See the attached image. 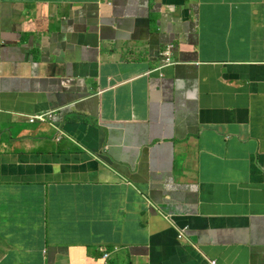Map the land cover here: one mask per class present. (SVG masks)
<instances>
[{"label":"crops","instance_id":"obj_1","mask_svg":"<svg viewBox=\"0 0 264 264\" xmlns=\"http://www.w3.org/2000/svg\"><path fill=\"white\" fill-rule=\"evenodd\" d=\"M212 261L264 264V0H0V264Z\"/></svg>","mask_w":264,"mask_h":264},{"label":"built area","instance_id":"obj_2","mask_svg":"<svg viewBox=\"0 0 264 264\" xmlns=\"http://www.w3.org/2000/svg\"><path fill=\"white\" fill-rule=\"evenodd\" d=\"M162 56H164V66H170L171 64H177L175 61H172V47H169L162 53ZM163 66V67H164ZM159 70V69H158ZM52 113H41V114H35V115H28L27 116V122L29 123H43L48 119H52Z\"/></svg>","mask_w":264,"mask_h":264},{"label":"clouds","instance_id":"obj_3","mask_svg":"<svg viewBox=\"0 0 264 264\" xmlns=\"http://www.w3.org/2000/svg\"><path fill=\"white\" fill-rule=\"evenodd\" d=\"M172 51H173V47H172ZM172 61H175L177 64H178V62L173 58V54H172ZM165 65V63H163V65L159 68V70L161 69V68H164V67H167V66H164ZM164 66V67H163ZM158 70V69H157ZM47 113H49V112H47ZM52 113V116H53V112H51ZM37 114H41V113H37ZM32 115H35V114H32ZM28 116V115H27ZM54 117V116H53ZM52 117V118H53ZM48 120H50V119H48ZM48 120H46L45 122H43V123H46ZM27 121V120H26ZM29 123V122H28ZM31 124V123H30ZM32 124H35V123H32ZM40 124V123H39ZM138 192H140V191H138ZM185 230H186V232H187V228H185ZM181 233H182V230H180L179 232H178V234H177V237L178 236H180L181 235ZM180 239H183L182 237L180 238ZM108 255H105V257H107ZM205 264H211L210 262H206Z\"/></svg>","mask_w":264,"mask_h":264},{"label":"bare ground","instance_id":"obj_4","mask_svg":"<svg viewBox=\"0 0 264 264\" xmlns=\"http://www.w3.org/2000/svg\"><path fill=\"white\" fill-rule=\"evenodd\" d=\"M170 47H172V46H170ZM181 237L184 238V234H181V235L179 236V238H181ZM211 264H216V262H215V261H212Z\"/></svg>","mask_w":264,"mask_h":264},{"label":"rangeland","instance_id":"obj_5","mask_svg":"<svg viewBox=\"0 0 264 264\" xmlns=\"http://www.w3.org/2000/svg\"><path fill=\"white\" fill-rule=\"evenodd\" d=\"M7 137H4V139H6Z\"/></svg>","mask_w":264,"mask_h":264}]
</instances>
